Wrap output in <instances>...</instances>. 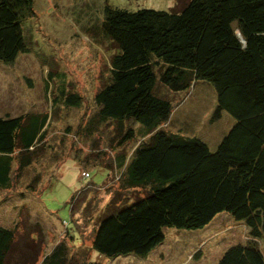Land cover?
<instances>
[{
    "label": "trees",
    "instance_id": "obj_1",
    "mask_svg": "<svg viewBox=\"0 0 264 264\" xmlns=\"http://www.w3.org/2000/svg\"><path fill=\"white\" fill-rule=\"evenodd\" d=\"M33 4L0 0L1 64L30 52L22 24ZM89 31L116 50L92 97L94 110L75 131L65 130L73 139L68 151L46 144L52 107L82 106L62 75H48L55 84L50 113L0 116V191L11 193L27 178L22 186L34 193L44 177H58L42 175L41 165L61 159L59 170L71 156L82 178H89L88 167L110 172L106 208L113 207L98 220L90 248L62 239L41 255L39 245L19 256L16 231L0 226V264H100L92 251L102 259H142L163 243L166 228L203 230L224 214L243 224L249 241L230 246L218 264H264V0H188L170 11L105 5ZM199 84L215 93L212 120L226 113L234 122L215 151L189 136L187 115L175 116Z\"/></svg>",
    "mask_w": 264,
    "mask_h": 264
},
{
    "label": "rangeland",
    "instance_id": "obj_2",
    "mask_svg": "<svg viewBox=\"0 0 264 264\" xmlns=\"http://www.w3.org/2000/svg\"><path fill=\"white\" fill-rule=\"evenodd\" d=\"M187 1L34 0L33 15L22 24L30 52L21 54L10 65L0 63V116H15L26 111L50 113L55 84L48 75L51 74L54 81L62 75L67 82L66 89L80 96L82 106L79 109L67 108L62 104L52 107L54 113L47 130L46 144L58 151L63 147L68 151L73 139L65 130L69 128L75 131L80 119L94 110L92 97L109 75L110 58L116 51L111 43L89 31L103 17L105 5L128 11H170L178 10ZM46 81H49V89L53 90L49 95L45 92ZM205 85L202 84V87L199 84L185 99L182 96L184 100L178 111L175 110V116L180 119L187 115L189 119H183L187 126L184 123L182 126L193 134L187 136L199 138L210 151H215L234 122L226 113L212 120L216 97L214 91L211 89L212 94ZM61 139L63 145H59ZM103 140H99L101 148L105 146ZM60 160L41 165L44 167L42 175L49 171L58 177H44L41 189L34 193L22 186L27 178L22 179V184L17 181L11 193L0 191V226L16 231L15 245L21 247L19 256L22 252L27 254L28 248L39 245L41 255L43 249L44 252L49 251L62 239L74 246L90 248L98 220L113 207L106 208L113 195L105 188L114 184V178H108L110 172L106 168L88 167L89 178H82V168L71 156L59 170L55 169ZM88 184L94 186L83 193ZM45 185L47 187L44 189ZM76 193L75 200L71 202ZM139 195L132 193L130 197ZM225 216H217L214 223L203 230L166 228L163 243L146 258L127 256L114 260L102 259L92 251L91 261L100 264H218L230 246L249 241L243 224ZM256 244L263 250L261 242ZM13 255L14 252L12 262H15Z\"/></svg>",
    "mask_w": 264,
    "mask_h": 264
},
{
    "label": "crops",
    "instance_id": "obj_3",
    "mask_svg": "<svg viewBox=\"0 0 264 264\" xmlns=\"http://www.w3.org/2000/svg\"><path fill=\"white\" fill-rule=\"evenodd\" d=\"M214 223V222H213ZM213 223H211V224H213Z\"/></svg>",
    "mask_w": 264,
    "mask_h": 264
},
{
    "label": "built area",
    "instance_id": "obj_4",
    "mask_svg": "<svg viewBox=\"0 0 264 264\" xmlns=\"http://www.w3.org/2000/svg\"><path fill=\"white\" fill-rule=\"evenodd\" d=\"M86 176V175H85Z\"/></svg>",
    "mask_w": 264,
    "mask_h": 264
}]
</instances>
